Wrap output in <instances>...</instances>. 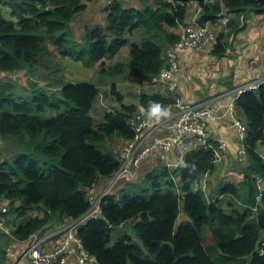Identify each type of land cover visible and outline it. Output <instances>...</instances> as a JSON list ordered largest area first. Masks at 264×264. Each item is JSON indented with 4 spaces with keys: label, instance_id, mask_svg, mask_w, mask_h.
Here are the masks:
<instances>
[{
    "label": "trees",
    "instance_id": "obj_1",
    "mask_svg": "<svg viewBox=\"0 0 264 264\" xmlns=\"http://www.w3.org/2000/svg\"><path fill=\"white\" fill-rule=\"evenodd\" d=\"M90 1L0 0V74L21 72L28 78L46 70L50 48L97 74L94 81L58 78L51 87L28 80L22 94L14 92L12 80L0 77V142L10 150L7 156L0 151V198L6 204L1 216L15 241L41 232L53 219L82 217L90 206L88 189L118 167L110 141L130 139L129 118L147 115L150 101L163 108L174 102L156 90L136 94L137 104L124 103L113 80L125 75L143 82L157 76L165 50L176 40L171 28L184 22L190 2L198 7L199 26L225 13L243 20L264 15V0H151L141 8L110 0L103 23L84 26L73 39L68 23ZM1 7L8 10L7 18ZM243 26L217 34L210 53L222 56L228 34ZM134 30L137 43L126 37ZM126 44L127 58L106 64ZM101 86L112 104L103 107L97 123L90 111ZM234 106L245 126L239 180L218 183L205 195L200 181L215 165L211 150L201 146L185 151L173 168L145 170L139 182L101 196L96 216L77 225L75 236L95 264H264V182L257 187V179L264 181L258 152L264 147V84L240 93ZM179 214L184 219L178 220ZM204 226L211 235L207 244L201 238ZM4 248L0 244V264Z\"/></svg>",
    "mask_w": 264,
    "mask_h": 264
},
{
    "label": "built area",
    "instance_id": "obj_2",
    "mask_svg": "<svg viewBox=\"0 0 264 264\" xmlns=\"http://www.w3.org/2000/svg\"><path fill=\"white\" fill-rule=\"evenodd\" d=\"M229 15L228 13L221 14L216 20L223 33L227 32ZM215 40L214 33L206 24L203 26L188 24L178 30L176 40L165 50L163 65L153 79L157 91L160 90L174 97L173 103L164 106L169 115L156 119L141 113H134L129 118L128 123L134 135L124 141L118 149L116 154L118 167L110 175V183L106 190L98 197H92L88 191L86 192L90 206L82 217L58 223L59 225L47 229L41 235L38 232L30 234L25 239L26 245L23 250V256L29 264H64L70 254L74 255L76 264H95L94 258L82 249L80 241L75 236V229L84 218L96 216L98 200L107 193L110 187H122L126 183L134 182L145 159L156 157L158 165L173 168L181 162L185 151L199 146L211 150L214 164L223 157L226 145L223 142H214L209 129V120L219 117L217 111L201 104L184 102L174 92L175 74L179 70L178 53L182 50H200L206 44H210L212 48ZM262 84H264V73L245 78L232 89L231 98L227 103L230 123L235 130L238 143L237 161L240 162H243L245 154L242 145L245 126L241 116L236 112L234 101L240 93L255 91ZM158 129L162 131L158 132ZM205 177L206 174L200 181L202 191ZM263 182L257 179L258 189ZM5 209L6 205L0 202V229L2 231L6 228L1 216Z\"/></svg>",
    "mask_w": 264,
    "mask_h": 264
},
{
    "label": "crops",
    "instance_id": "obj_3",
    "mask_svg": "<svg viewBox=\"0 0 264 264\" xmlns=\"http://www.w3.org/2000/svg\"><path fill=\"white\" fill-rule=\"evenodd\" d=\"M109 1L110 0H92L88 2L86 8L83 10L85 13L80 21V27L83 29L84 26H91L89 24V18H92L95 12L98 13L99 8L102 11L100 18L103 20V7ZM119 1L126 7L132 6L141 8L143 2H145L146 5H149L151 0ZM1 10L2 16L7 18L8 10L2 7ZM186 11L187 14L184 22L171 28L172 32L175 34L184 25L195 24V19L198 15V7L196 3L190 2L186 7ZM3 12H5V15ZM229 18L230 22H227V31L228 29H233L234 26L239 25L241 22H244V26L240 31L234 34H228V47L224 54L220 57L212 55L210 53V44H206L200 50H182L178 53L179 70L175 74L176 88L174 92L179 99L187 103H197L210 107L215 109L219 115V117L209 120L210 136L213 138L212 140L214 142H223L226 145V152L223 154V157L214 164V170L210 174H206L208 177L207 182L213 184V188L218 183H221L216 179L217 171H223V173L220 174L222 176L229 172L231 173L232 170L229 171L231 165L235 168L239 166L237 163L242 165L240 161H237L238 143L235 138V130L231 126L227 111V103L231 98L232 89L245 78L259 76L264 73V15H248L243 20V16L241 15L230 14ZM206 26L212 30L215 38L217 34L223 33L221 32L220 24L217 21L207 23ZM126 37L129 42L137 43L139 41V32L134 30L128 33ZM117 58L125 59L123 51L117 55ZM64 59L69 61L68 58ZM106 64H108L107 61ZM153 81L154 80L152 79L150 81L134 82L132 78L120 75L113 80V83L117 90L123 94L124 103L137 104V99L135 97L136 94L140 92L156 91ZM110 104H112V102ZM161 131V129H158V132ZM258 152L264 154V147L258 146ZM156 165H158L156 157H149L142 162L141 168L145 171ZM240 167L241 166H239V168ZM235 168L233 170H235ZM239 175L240 173H238V176ZM109 183V177H102L97 180V183L88 189V192L92 197H98L106 190ZM120 187L121 186L110 187L106 194L111 193L115 195ZM0 202L5 204L2 198H0ZM49 222L51 223L47 225L48 227L46 226V228L41 232H38V234L41 235L47 229H52L59 225L57 223L54 224L57 222L54 219ZM4 229V231L0 229V244H4L5 247L3 264H29L26 257L23 256L26 242L13 240L9 237L8 227ZM64 264H76L74 255L70 254Z\"/></svg>",
    "mask_w": 264,
    "mask_h": 264
},
{
    "label": "rangeland",
    "instance_id": "obj_4",
    "mask_svg": "<svg viewBox=\"0 0 264 264\" xmlns=\"http://www.w3.org/2000/svg\"><path fill=\"white\" fill-rule=\"evenodd\" d=\"M2 11V10H1ZM101 9H98V13H94V16L92 18H89L90 20V25H95V24H102L103 20L100 18L101 15ZM85 12H79L77 14L74 15V17L69 21L68 23V29L70 30V32L72 33L73 39H78L80 37L81 34V30L82 28L80 27V21L82 20V16H84ZM3 14L5 15V12H3ZM251 15V14H249ZM4 17V16H3ZM88 20V21H89ZM51 54H49L46 59H45V66L47 67L46 70H41L35 73V75L31 76V77H25L24 75H22L21 72L18 73H10V74H1L0 77L1 78H6L9 80H12L15 83V88H14V92L18 93V94H22L24 91V88H27L26 83L28 80H35L36 84L44 86V87H51V85H53V81H55V79H64L67 81H71V82H75V81H87V80H91L94 81L97 76L96 74V69L92 68V67H88V66H84L82 65L80 62H76V61H72L69 59V61L67 59L64 58H60L57 56V54L55 53V51L53 49L50 48ZM123 51V53L125 54V59L127 58V51H128V44L122 46L120 48V50L111 58L108 59V65L112 64L115 61H123L125 59H119L117 58V55H119V53ZM72 61V62H71ZM3 75V76H2ZM47 83L49 85H47ZM100 93L99 96L97 97V103L95 102L94 107L92 108V110L90 111L91 116L95 119V121L98 123L101 121V111H103V107L108 108L109 104L111 103V99L108 98V96H104L103 91H106L105 86H101L100 87ZM108 144V143H107ZM123 144V141L121 139H117V138H113L110 143L108 144V147L113 151V152H117L118 149L120 148V146ZM0 151H2V154L4 156H7L10 152L9 149L6 148V146L0 142ZM261 156L264 158V154H261ZM237 165L241 166L240 164L237 163ZM233 165H231V168H229V171H231V173L229 172L228 174H224V175H220L221 173H223V171H217L216 175H217V180H219L218 182H222L225 180H229V181H237L239 176V166L232 167ZM235 168V170H233ZM143 168L140 169L139 175L136 178V180L132 183H136L139 182L142 175H143ZM208 177L206 176L204 179V183L203 186L204 187V194L208 195L211 193L212 189H213V184H209V182H207ZM217 182V183H218ZM209 196V195H208ZM34 212L30 213L29 215L33 214ZM184 219V216L182 214H179L178 216V220ZM58 222V221H57ZM57 222H55L54 224H56ZM60 223V222H58ZM57 223V224H58ZM130 231V230H128ZM201 238L203 240L204 244L210 243L211 242V235H210V230L207 226H204L202 228L201 231Z\"/></svg>",
    "mask_w": 264,
    "mask_h": 264
},
{
    "label": "clouds",
    "instance_id": "obj_5",
    "mask_svg": "<svg viewBox=\"0 0 264 264\" xmlns=\"http://www.w3.org/2000/svg\"><path fill=\"white\" fill-rule=\"evenodd\" d=\"M147 115L149 118L160 119L162 117L168 116L169 113L159 103L150 101Z\"/></svg>",
    "mask_w": 264,
    "mask_h": 264
}]
</instances>
